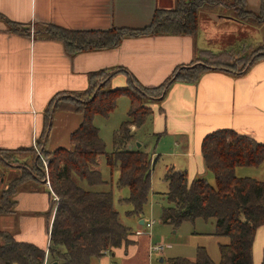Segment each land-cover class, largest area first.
<instances>
[{
  "label": "trees",
  "instance_id": "16d2710c",
  "mask_svg": "<svg viewBox=\"0 0 264 264\" xmlns=\"http://www.w3.org/2000/svg\"><path fill=\"white\" fill-rule=\"evenodd\" d=\"M223 6L224 0H177L172 9H156L150 23L141 29L69 30L43 25L37 28L36 33L61 42L66 54L73 57L84 52L115 49L126 38L158 35L195 38L200 12ZM228 8L233 11L235 20L249 25L253 20L264 27V0L258 12L248 10L246 0H231ZM6 25L13 33L30 34L29 28L20 24L7 22ZM204 54L210 57L202 58ZM216 55L210 50H195L192 63L175 69L169 78L155 87L142 86L133 76H128L127 84L122 88H112L109 83L98 87L99 82L105 79H96L107 71L90 72L89 87L85 91L60 93L45 109L41 140L52 127L55 111L64 110L81 116L79 126L70 134L69 148L42 151L45 170L34 156L32 147L0 149V162L6 161L3 156L8 154L29 152L31 155L28 157H32L31 164L21 168L16 176L9 177L0 190V216L14 212V197L26 186L31 191L36 183L47 185L48 182L56 198L52 200L55 210L47 251L16 241L10 233L0 230V264H90L92 258L129 245L132 232L119 222L118 213L113 209L111 182L103 179L98 170V159L100 156L105 158L110 172L118 169L117 185L129 191L128 197L123 199L132 207L128 214L141 216L151 189L153 161L150 154L127 148L133 139L130 127H141L146 122L152 113L148 103L161 100L173 82L194 84L202 74L211 70L240 73L264 58V51L240 72L234 71L229 64L216 65ZM110 78L111 75L108 82ZM120 97L128 98L130 105L127 119L113 135L114 150L108 153L98 128L93 125V118L97 115L107 117ZM41 140L36 143L42 144ZM201 154L206 169L214 177V184L203 178L188 181L185 171L168 168L163 175L168 187L164 194L171 206L162 209L160 220L177 227L185 221L193 223L197 219H212L214 235L225 237L228 242L219 244L217 263L202 247L197 249L193 261L176 257L170 258L169 262L254 264V236L258 227L264 225V180L237 177L235 169L260 166L264 161V144L234 130L220 129L203 138ZM260 264H264V247Z\"/></svg>",
  "mask_w": 264,
  "mask_h": 264
},
{
  "label": "crops",
  "instance_id": "0c3cea01",
  "mask_svg": "<svg viewBox=\"0 0 264 264\" xmlns=\"http://www.w3.org/2000/svg\"><path fill=\"white\" fill-rule=\"evenodd\" d=\"M166 1L169 0H0V149L34 146L41 140L49 102L60 93L85 91L90 72H112V88L125 87L128 76H133L142 86L155 87L175 69L192 63L195 50L213 51L205 43L202 24L195 38L174 35L126 38L115 49L73 57L66 54L61 42L36 33L43 25L69 30L141 29L150 23L156 9L174 7L172 0V7ZM261 1L246 0L248 10L258 12ZM7 22L29 28L30 34L11 32ZM220 26L211 24V28ZM121 98L126 97H120L117 103ZM148 104L152 113L141 127H130L133 139L127 148L151 155V174L161 161L164 173L173 167L185 171L188 181L201 178L208 171L201 142L209 133L231 129L264 144V58L240 73L211 70L194 84L173 82L161 100ZM80 122L77 113L55 111L52 127L41 140L43 149L69 148L70 134ZM258 167H237L235 175L240 177L237 172H242V168ZM250 173L243 172L242 177L264 180L261 172L258 176ZM150 179L152 187L151 175ZM3 182L0 190L5 187ZM53 198L50 188L41 182L31 191L27 186L20 189L14 197V212L0 216V230L10 233L16 241L47 251L55 210ZM137 220L143 225L140 217ZM134 234L129 245L109 255L123 251V257L128 258V250L139 242L140 235ZM263 247L264 225L258 227L254 236V264H260ZM150 250L153 247L148 246V253ZM102 257L92 258L90 264Z\"/></svg>",
  "mask_w": 264,
  "mask_h": 264
},
{
  "label": "rangeland",
  "instance_id": "374dc122",
  "mask_svg": "<svg viewBox=\"0 0 264 264\" xmlns=\"http://www.w3.org/2000/svg\"><path fill=\"white\" fill-rule=\"evenodd\" d=\"M176 1L177 0H172L174 5ZM224 1L225 6L223 7H218L216 10L201 11L198 27L200 24L203 25L201 32L204 34L205 43L210 48L212 46V53L217 54L215 64H229L233 67L234 71L240 72L246 68L248 62L256 55L263 53L264 27L250 20L249 22L252 25L244 23L245 27H238L234 24H227L223 27V24L219 23L221 25L220 28H211V24L222 22V18H233L234 16L233 11L228 8L231 0ZM166 2L167 5H171L170 7H172L171 0ZM204 29L206 31H204ZM31 33H33V31ZM201 57L209 58L210 56L204 54ZM110 75H112V72H107L103 77L96 79L98 81L103 78L105 79L103 82H99L98 87L108 83L110 84V82H108ZM157 101L158 100H156V102ZM128 104L129 101L127 98H121L115 109L107 117L96 116L93 119V125L98 128L99 136L104 142L105 150L108 153L114 150V133L119 130L121 123L127 119ZM143 140H145V137H143ZM32 149H34V156L39 159L45 170V157L42 154V151H44L43 147L41 144L38 145L36 143L32 146ZM28 155L31 154H29V152H21L19 155L17 153L13 155H4L3 157L6 158V161L2 160V162H0V182L4 180L3 183L6 185L9 177L16 176L19 174L21 168L29 166L32 157H28ZM98 170L103 179L111 182L113 208L118 213L120 222L125 227L129 228L133 234L137 231H141L142 235L137 236L139 242L136 247H132L128 250V258L123 257V251H117L114 256L108 253L106 256L102 257V259H96L93 264H171L169 259L176 257L193 261L195 260L196 252L199 247L206 250L209 258L213 262L217 263L219 261V244H225L228 240L225 237H217L214 235L215 225L212 219H197L193 223L185 221L177 227L161 222L160 215L162 209L171 206L165 194H163L167 191V185L163 180L164 170L161 167V161L153 169L151 174V191L148 196L147 204L144 206L141 216H139L141 220L153 221L151 229H146L143 225L140 226L137 217L128 214L132 208L131 205L125 203L123 199L128 197L129 191L127 188H122L117 185L118 170L114 169L110 172L102 156L98 159ZM241 170L242 172H237V175L240 177H242L243 172H251L249 175L256 176L261 172V178L263 179L264 174L262 171L264 170V161L258 168H242ZM206 172L207 173L201 178L213 185L214 177L212 173L209 171ZM156 245H162L163 249L161 252L150 250L148 253L147 247L149 246L151 248ZM127 259L131 261L129 262Z\"/></svg>",
  "mask_w": 264,
  "mask_h": 264
},
{
  "label": "built area",
  "instance_id": "2783aa9c",
  "mask_svg": "<svg viewBox=\"0 0 264 264\" xmlns=\"http://www.w3.org/2000/svg\"><path fill=\"white\" fill-rule=\"evenodd\" d=\"M46 184L49 187L48 182ZM53 199L55 200L56 198L54 197ZM152 225H153V221H150V220L143 223V226H145L146 229H151ZM135 234L136 235H142V232L141 231H137V232H135ZM162 249H163L162 245H156V246L153 247V250H155L157 252H161ZM106 254H108V252H106ZM44 264H47V263L44 262Z\"/></svg>",
  "mask_w": 264,
  "mask_h": 264
},
{
  "label": "water",
  "instance_id": "95a60500",
  "mask_svg": "<svg viewBox=\"0 0 264 264\" xmlns=\"http://www.w3.org/2000/svg\"><path fill=\"white\" fill-rule=\"evenodd\" d=\"M221 20H223L222 22H218V23H221V24H234L238 27H245V24L244 23H241L237 20H235L234 18L230 17V18H222ZM225 22V23H223ZM137 146H139V144H136ZM141 224H143V220L140 221Z\"/></svg>",
  "mask_w": 264,
  "mask_h": 264
}]
</instances>
